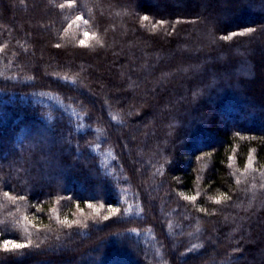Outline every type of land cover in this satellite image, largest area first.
<instances>
[{
  "label": "trees",
  "instance_id": "1",
  "mask_svg": "<svg viewBox=\"0 0 264 264\" xmlns=\"http://www.w3.org/2000/svg\"><path fill=\"white\" fill-rule=\"evenodd\" d=\"M262 37L264 0H0V264H264Z\"/></svg>",
  "mask_w": 264,
  "mask_h": 264
},
{
  "label": "rangeland",
  "instance_id": "2",
  "mask_svg": "<svg viewBox=\"0 0 264 264\" xmlns=\"http://www.w3.org/2000/svg\"><path fill=\"white\" fill-rule=\"evenodd\" d=\"M153 5H155V4H153ZM263 40H264L263 37L261 39L259 38V41L257 43L258 44L259 51H260L259 53H262L261 56H264V42H263ZM259 77H260V80H261V83H262L260 85H263V87H264V67L261 69V71L259 73ZM124 204H125L124 207L126 208V212L129 215H133V214H136L137 213V211H138V208L137 207L138 206L134 202L128 201V203H125L124 202ZM96 212H97V210H96ZM96 212H94V210L91 209V210H88V212H85L86 214H80V215H83V216H86L88 214L95 215ZM83 216H81V217H83ZM212 245H213V247H215L214 246V243ZM145 255H146V258L149 259V258H151V257H153L155 255V252L154 251H148L147 250ZM178 257L181 260L182 255H178ZM242 261H246V259L245 258H242ZM202 264H227V263L221 262V261H209V262H205V263H202Z\"/></svg>",
  "mask_w": 264,
  "mask_h": 264
},
{
  "label": "snow or ice",
  "instance_id": "3",
  "mask_svg": "<svg viewBox=\"0 0 264 264\" xmlns=\"http://www.w3.org/2000/svg\"><path fill=\"white\" fill-rule=\"evenodd\" d=\"M78 19H79V17H78ZM143 19L147 20L148 17L145 16V17H143ZM248 31H252V29H248ZM88 35H89L88 33H85V36H88ZM232 35H235V33H233ZM81 44L83 45L84 44V41H81ZM57 47H59V46L57 45ZM186 199L195 200L196 197H194V196L193 197H186ZM113 211H115V209H113ZM105 219H107V217H105ZM3 247L6 250L9 249V248H12V249H22V248L26 247V245L21 244V243H17L15 241H11V240H4L3 241Z\"/></svg>",
  "mask_w": 264,
  "mask_h": 264
}]
</instances>
